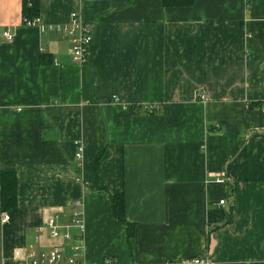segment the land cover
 Instances as JSON below:
<instances>
[{
	"label": "crops",
	"instance_id": "1",
	"mask_svg": "<svg viewBox=\"0 0 264 264\" xmlns=\"http://www.w3.org/2000/svg\"><path fill=\"white\" fill-rule=\"evenodd\" d=\"M39 1L26 26L24 0H0V264L65 245L47 222L69 225L76 201L81 263L264 264V0ZM72 13L93 33L86 65L54 30Z\"/></svg>",
	"mask_w": 264,
	"mask_h": 264
},
{
	"label": "built area",
	"instance_id": "2",
	"mask_svg": "<svg viewBox=\"0 0 264 264\" xmlns=\"http://www.w3.org/2000/svg\"><path fill=\"white\" fill-rule=\"evenodd\" d=\"M23 23L26 26L39 25V18L33 20H24ZM42 30L43 27H41ZM53 29V28H52ZM56 32L66 35L69 38L71 45V54L74 62L80 65H86L89 61L90 48L93 42V33L89 26L85 24L80 18L79 13H72L70 21L67 25L54 27ZM3 37L12 41L14 38L8 32L3 33ZM204 97L203 95L201 96ZM150 112H158L160 108L148 107ZM261 112L264 113V105L261 106ZM75 145L78 147L76 158L80 160L82 158L83 147L81 143L76 142ZM217 183L224 184L225 177L220 175L217 178ZM226 204V200L220 201L219 205L223 206ZM82 203L76 201L72 204L71 212V223L67 226L59 225L57 218H52L47 222V228L51 238L55 240H63V246H56L50 250L37 251L31 249L27 251L22 258L16 261L14 264H85L80 262L82 253V241L85 234V226L82 220V212L80 211ZM7 220L6 217L3 218ZM43 227L39 228L38 233H42ZM36 241H38L36 239ZM264 249V244H263ZM102 264H121L116 258L109 257L105 259ZM167 264H212L207 259L199 257L191 260H184L181 262H169Z\"/></svg>",
	"mask_w": 264,
	"mask_h": 264
},
{
	"label": "trees",
	"instance_id": "3",
	"mask_svg": "<svg viewBox=\"0 0 264 264\" xmlns=\"http://www.w3.org/2000/svg\"><path fill=\"white\" fill-rule=\"evenodd\" d=\"M196 0H163L164 7L166 8H186L195 3ZM40 15V1L39 0H24L23 2V21L33 20ZM251 107V106H250ZM259 107V105H255ZM138 108L134 107L133 111L138 114ZM147 114H154L146 109ZM18 180L15 172L8 171L3 173L1 177V210L4 213H8L18 206L17 198ZM111 206L114 217L122 223L128 234V239L131 240L134 236L135 226L130 223L126 218V201L123 194L110 195ZM232 221L231 212L228 213L227 220L224 225L229 224ZM216 228H220L216 226Z\"/></svg>",
	"mask_w": 264,
	"mask_h": 264
}]
</instances>
